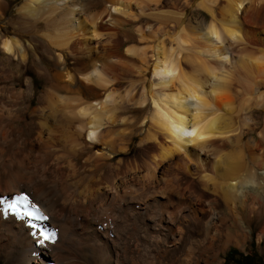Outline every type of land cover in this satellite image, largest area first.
<instances>
[{"label": "bare ground", "instance_id": "bare-ground-1", "mask_svg": "<svg viewBox=\"0 0 264 264\" xmlns=\"http://www.w3.org/2000/svg\"><path fill=\"white\" fill-rule=\"evenodd\" d=\"M9 3L0 260L225 264L264 240V0ZM30 61L51 88L14 77Z\"/></svg>", "mask_w": 264, "mask_h": 264}, {"label": "rangeland", "instance_id": "rangeland-1", "mask_svg": "<svg viewBox=\"0 0 264 264\" xmlns=\"http://www.w3.org/2000/svg\"><path fill=\"white\" fill-rule=\"evenodd\" d=\"M20 0H10L9 3V9H8V14L11 13V10L13 6L19 2ZM100 9L101 6L96 7V9ZM153 23H155V20H152ZM0 57H3L2 53L0 52ZM5 61V60H4ZM37 64H43V65H48V56H45L42 62L37 63ZM13 71H14V77L16 76L17 73H15L17 70H20L22 73L20 77V81L25 80V78L29 77L34 80L36 84H39V92L40 91H45L48 88H51V85L47 80H44L42 78L36 68L33 66V62L30 61V63L27 65L26 68H18L16 63H12L11 65ZM34 68V69H33ZM5 69V70H4ZM3 70L6 72V68L4 67ZM3 70L0 68V88H8L11 84V76L9 77L8 71L5 73ZM27 72V73H25ZM4 75V76H3ZM8 75V76H7ZM121 83V88H126L128 83L125 81H122ZM125 83V84H124ZM9 84V85H8ZM8 85V86H7ZM6 86V87H5ZM20 88V86H18ZM1 96V95H0ZM2 99V96H1ZM136 142L134 145H132V150H134ZM259 230L256 226H254V234H253V239L249 240L247 244L245 245V248H241L236 245H231L225 253L222 254V258L225 259V264H264V240L261 241V243L258 240V235ZM0 264H6L5 260L1 259Z\"/></svg>", "mask_w": 264, "mask_h": 264}]
</instances>
